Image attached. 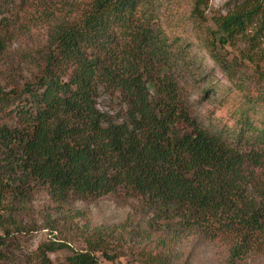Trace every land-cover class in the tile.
I'll use <instances>...</instances> for the list:
<instances>
[{
  "label": "trees",
  "instance_id": "16d2710c",
  "mask_svg": "<svg viewBox=\"0 0 264 264\" xmlns=\"http://www.w3.org/2000/svg\"><path fill=\"white\" fill-rule=\"evenodd\" d=\"M189 1L205 24V0ZM241 4L212 17L207 44L245 41L239 55L264 85V0ZM31 13L47 28L45 44L28 55L37 72L23 84L0 75L11 83L0 80V264L21 231L16 209L35 189L56 203L124 191L170 243L200 235L224 244L225 264H264V91L249 94L240 83L231 129L199 121L187 94L195 60L158 26L156 0H0V61L20 34L12 25ZM211 59L232 77L226 58ZM102 95L119 100L116 114L99 110ZM87 243L61 264H101ZM51 249L39 250L37 264H52ZM148 264L179 263L159 253Z\"/></svg>",
  "mask_w": 264,
  "mask_h": 264
},
{
  "label": "rangeland",
  "instance_id": "374dc122",
  "mask_svg": "<svg viewBox=\"0 0 264 264\" xmlns=\"http://www.w3.org/2000/svg\"><path fill=\"white\" fill-rule=\"evenodd\" d=\"M205 2L202 10L207 20L202 25L191 17L189 0H156L157 24L177 35L186 54L195 60L192 74L188 76L187 94L196 118L203 124L211 123L228 130L241 106L240 83L249 94L263 92L264 85L254 65L243 61L239 55V49L248 48L245 41L238 49L207 44L210 40L206 28L215 31L212 17L235 12L244 5L242 0ZM6 18L14 22L13 15L7 14ZM19 22L12 25L20 34L0 61V75L10 73L23 84L31 81L37 72L28 55L45 44L47 28L39 24L36 14L32 13L21 16ZM258 52V70L264 78V39L258 41ZM215 53L231 64L232 77L211 59ZM0 80L11 84L4 77ZM97 103L99 110L109 109L112 115L120 107L114 96L102 95ZM16 211L14 217L21 231L12 229L15 232L10 235V246L5 251L8 257L1 264H37L39 250L50 248L53 249L47 256L51 263L61 264L75 252L90 250L88 240L94 242V255L101 264H148L150 256L159 253H165L168 259L179 264H225L227 257V248L222 242H206L200 235L180 236L177 242L170 243L167 233L156 232L149 226L150 219L143 216L139 200L124 191L101 197H71L64 203H56L45 190L35 189L30 203ZM248 264H254L253 260Z\"/></svg>",
  "mask_w": 264,
  "mask_h": 264
}]
</instances>
